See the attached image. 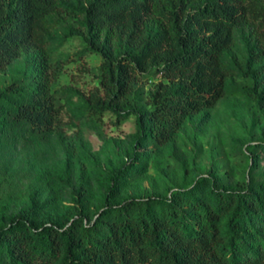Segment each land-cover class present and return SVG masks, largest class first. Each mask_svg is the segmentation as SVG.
Wrapping results in <instances>:
<instances>
[{"label":"trees","instance_id":"obj_1","mask_svg":"<svg viewBox=\"0 0 264 264\" xmlns=\"http://www.w3.org/2000/svg\"><path fill=\"white\" fill-rule=\"evenodd\" d=\"M85 41L101 57L100 90L88 117L132 107L141 76L160 78L140 127L158 147L173 142L192 116L211 110L241 73L255 85L245 98L264 107V0H78ZM59 0H0V72L24 57L22 76L0 89V152L25 127L54 130L61 106L50 93L44 48ZM247 29L245 61L234 32ZM103 35L102 42L95 41ZM264 153V144H257ZM75 202L82 205V185ZM100 211L41 217V203L0 216V264H264V184L251 177L234 191L202 178L169 198L115 202ZM226 222V233L221 224Z\"/></svg>","mask_w":264,"mask_h":264},{"label":"rangeland","instance_id":"obj_2","mask_svg":"<svg viewBox=\"0 0 264 264\" xmlns=\"http://www.w3.org/2000/svg\"><path fill=\"white\" fill-rule=\"evenodd\" d=\"M59 6V13L50 18L43 52L50 93L61 113L54 130L25 127L0 152V216L18 213L33 197L42 205L41 217L51 212L72 217L79 208L92 216L102 209L111 189L116 204H121L131 198H169L202 178L223 191H234L251 177L264 184V153L257 149L264 144V107L243 95L255 80L240 71L229 80L230 90L238 95L190 117L173 142L155 146L135 112L150 108L160 78L140 77L133 106L124 109L123 118L112 112L88 117L86 100L100 90L101 57L85 41L79 1L59 0ZM250 35L247 29L234 32L233 50L243 61L253 43ZM103 40V35L95 36V41ZM24 60L0 72V89L22 76ZM257 84L264 86V77ZM80 185L86 192L81 206L74 201ZM221 230L226 233V222Z\"/></svg>","mask_w":264,"mask_h":264}]
</instances>
